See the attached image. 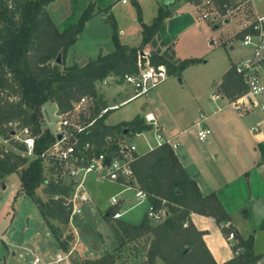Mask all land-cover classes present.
Listing matches in <instances>:
<instances>
[{"label":"trees","instance_id":"16d2710c","mask_svg":"<svg viewBox=\"0 0 264 264\" xmlns=\"http://www.w3.org/2000/svg\"><path fill=\"white\" fill-rule=\"evenodd\" d=\"M55 0H0V138L9 141L11 147L0 145V178L19 174L20 193L33 200L50 232L60 241L62 236L52 222L69 223L70 209L66 205L74 191V184L62 180L47 181L45 163L58 171L61 164L50 158H42L56 143V136L45 126L43 107L55 103L61 114L67 113L73 103L84 96L93 97L96 106L91 118L96 117L105 102L99 96L98 84L110 75L122 79L126 74H136L146 63L154 67L164 66L167 76L180 77L182 72L199 60H181L173 46L161 39L160 32L166 21L174 16L170 5L159 8L158 15L150 24L142 23L143 42L138 48L121 43L119 29L113 16L106 20L113 29L112 40L115 51L97 58L74 60L67 66L66 60L87 22L98 13L89 5L76 24L60 31L47 7ZM199 5L203 0H187ZM232 0H215L216 5L228 6ZM254 33L253 28L240 32L242 37ZM150 46L154 54L145 58L140 51ZM60 59V63H58ZM121 82V81H119ZM220 95L234 101L246 93L243 77L233 64L223 76ZM109 114L98 119L86 133L80 135L81 143H90L95 154H105L107 162L119 155L115 143L106 138L115 133L132 137L149 131L151 127L141 116L117 125L105 123ZM29 128L36 137L34 155H26V147L19 138L20 132ZM20 131V132H19ZM15 132V135H12ZM132 169L137 183L156 211L166 209V217L155 222L147 213L138 224L125 220H114V208H109L105 219L114 222L111 226L114 245L118 248L149 237L145 249L136 251L133 259L139 264H218L203 237L195 226L191 214L211 217L220 225L231 222L216 193L203 195L197 182L187 173L173 148L164 144L145 154H136ZM55 173V172H54ZM45 186L50 200L42 201L37 190ZM111 223V222H110ZM228 239L234 232L238 241L232 246L234 258L224 264H251L260 256L253 253V238L244 240L230 225L222 228ZM65 248V247H64ZM240 253H236L237 249ZM139 258V259H137ZM119 257L108 251L95 259H86L82 264H117Z\"/></svg>","mask_w":264,"mask_h":264},{"label":"rangeland","instance_id":"374dc122","mask_svg":"<svg viewBox=\"0 0 264 264\" xmlns=\"http://www.w3.org/2000/svg\"><path fill=\"white\" fill-rule=\"evenodd\" d=\"M172 1L131 0L128 5L117 4L113 10L114 14L120 20L121 27L127 32L126 36H119V39L122 42L139 46L142 42V23L150 25L158 15L159 8H165ZM202 2L199 4L201 7ZM213 2L215 8H208L207 11L213 12L215 15L212 16L211 14L209 20H200L201 25L191 27L180 35L175 45L180 58L199 60V62L184 70L180 77H168L154 88H151L147 96L130 101L120 106L118 110L112 111L109 123L129 120L134 114H144L150 110L157 116L159 122L164 124V131L167 132L169 128H173L172 120L168 116L169 113L172 118L174 113L177 116L188 117L194 121L200 118L202 107L209 110H206V112L212 113L217 105H221L223 99L218 96V94L220 95L218 86L221 84L223 76L232 62L242 60L248 56V53L244 55L241 53L242 51L246 52L242 44L243 37L240 34L243 19L248 17L250 21H253L256 14L253 1L232 0L227 7L221 6V4L216 5L215 0ZM115 3L116 0H55L47 7V11L58 29L63 31L67 27L76 24L89 5H93L94 12H99V10L110 8ZM258 3L264 7V0H258ZM169 9L179 13H187L192 7L186 0H175L174 4H170ZM141 53H144V55H141ZM149 53L145 50V47L140 51L141 57L145 58L150 56ZM82 59L83 57H79L74 60L81 62ZM100 86L99 84L98 89H100ZM110 86H113V84ZM99 96L101 97L100 94ZM213 96H217V99L214 100ZM117 102L120 103L121 101ZM109 103L112 104L113 102L109 100ZM42 112L45 119L48 113L51 120L50 123L46 121L45 126L51 130L55 125L54 129H56L58 120L55 116V106L47 104ZM91 112L92 108H89L85 117L91 116ZM249 121H254V117L249 118ZM154 136V132H150L145 138L151 141ZM210 136L207 142L201 143L197 138V128H192L186 131L183 139H186L191 145L194 144L197 148L206 149L208 153L213 154V147L208 145L209 142H212V135ZM145 138H140V140ZM130 140L132 141L129 138L128 142H131ZM179 141L181 142V139ZM177 142V139L171 140L173 145H177ZM0 145L6 148L11 147L10 142L2 138H0ZM11 149L13 148L11 147ZM178 151L181 152L182 148ZM54 172L51 170V163L47 161L45 163L47 181L62 180L67 184L73 183L62 169ZM19 188V174L0 178L1 264H23L22 259L32 253L38 255L44 252L66 254L73 249L74 253L71 255L70 263L62 262L58 264H82L86 259H91L90 257L97 258L108 251L115 252L119 257L117 264H139V260L133 259V256L137 250L145 249L150 238L144 237L119 248L117 244L113 246L110 226L114 222H112L113 220L108 222L105 219L112 198H119L118 194L121 188L118 185L100 181L94 174H89L85 180V190L91 197V204L85 207L84 214L74 219L73 226L70 223L52 222L58 227L62 236L60 241L56 240L55 236L50 233L33 200L19 193ZM36 195L44 202L49 201L51 198L50 195L45 193L44 185L37 190ZM124 197L127 200L125 205H122V212H126L138 202L133 192L126 193ZM148 208V203L144 202L125 214L123 220L140 223ZM252 210L251 205L244 207L233 218L231 217V223L238 228L243 236L247 238L253 236L255 238L254 252L264 254V221L261 217L259 219L255 213L252 214ZM162 211L166 212V209ZM226 243L228 249L232 251L234 242L229 241Z\"/></svg>","mask_w":264,"mask_h":264},{"label":"crops","instance_id":"0c3cea01","mask_svg":"<svg viewBox=\"0 0 264 264\" xmlns=\"http://www.w3.org/2000/svg\"><path fill=\"white\" fill-rule=\"evenodd\" d=\"M174 3L175 0H173L170 4ZM189 3L191 4L192 9L188 10L187 13H179L178 11H174V16L166 21L164 28L160 32L161 39L168 45L173 46L176 52V56L181 60L184 59L180 58L178 55L179 52L175 48L176 41L179 39L180 35L184 34L191 27H199L201 25V22L198 19L197 15V6L192 4L191 2ZM117 4H121L119 0H116V3L113 4V6H111L110 8H106L103 10H99V12H96L98 14L95 15L89 22H87L83 32L78 38L77 43L69 50L67 57V66H71L74 59H77L79 57L95 59L101 52L103 54H108L115 51V46L112 40L113 29L111 27V24L107 22L106 18L110 14L113 16L117 23L120 37H124L127 34V32L121 27L120 20L114 14L113 10ZM253 6L255 14L260 17H264V7L262 5H259L258 0H254ZM142 30L143 29L141 27V36L143 42ZM120 41L122 44L132 48H138L142 45V42H140L139 46H134L130 43L122 42L121 39ZM245 49L246 52L242 51L241 53L242 55L248 53V56L244 58L247 59L251 55V49ZM145 50L150 52V56L154 54V50L149 45L145 46ZM242 60L240 59L239 61L232 62L230 68L233 63H239ZM229 69L227 70V72L229 71ZM262 82L264 84V70L262 71ZM111 84H113V86H110ZM100 85L101 86L100 89H98V92L101 95L102 100L105 102V107L120 105L133 95L132 88L130 86L121 84L118 80L109 81L107 85H102L100 83ZM220 85L218 86V88L220 87ZM218 96L223 99L221 105H217V108L212 113L206 112V110H209L202 107L200 118L194 121L188 117H182L180 115L177 116L174 113V117L172 118L169 113L168 116L170 120H172L173 128H169L167 132L164 131V124L160 123L157 119V116H155L160 125L163 139L170 142V145L173 147L177 156L180 158L187 173L197 182L203 195L207 196L209 194L216 193L226 212L232 218L244 207L251 205L253 209L251 211L252 214L255 213V215L259 219L261 217V219L264 221L263 114L257 108L253 109L250 113L242 114L234 108V106L231 104V100L229 101V99L223 95L218 94ZM109 100H111L113 103L110 104ZM117 101L121 102L119 103ZM48 104L55 106V116L57 118L59 113L58 106L55 103ZM45 106L43 108H45ZM111 112L112 111L108 113V118L105 121V123L110 126L117 125L122 122L132 121L138 115L144 117L146 114L153 113L152 111L148 110L144 114H134V116L129 120H122L117 123H109ZM251 117H254V121L252 122L249 121V118ZM46 121L47 123H50L51 121L48 113L46 115ZM257 127L259 128V131L253 132L252 129ZM54 128L55 125L53 128H51V130L55 131ZM192 128H197V138L198 133L202 128L211 129L212 142H209L208 145L209 147H213V154L208 153L206 149L197 148L194 144L191 145L186 139H183L186 131ZM209 138L205 142H207ZM172 139H177L178 144L172 145ZM179 139H181V142L179 141ZM131 142L137 146L139 154H145L148 152L146 141L140 140V138H134ZM149 143L155 145L156 138L153 137V140L149 141ZM180 148H182L181 152L178 151ZM88 175L82 177L84 185L86 177ZM106 182L118 185L121 188V191L118 194L119 198L121 199V206L123 204L125 205L126 203L127 199L124 197L126 193L133 192L136 199L134 190H127V188L121 183L111 181ZM146 203H148L149 205V201H146ZM139 205L140 204H138L137 202V204L131 206L126 212H124V215ZM110 208H113L112 205L110 206ZM191 219L198 230L204 233L203 239L218 264H224L233 259L235 256L233 250L230 251L226 245V242H229V240L223 234V227L232 225L235 228L236 232L244 240L249 239V237L247 238L243 236L238 228L231 222L220 226L215 221V219L196 213L191 214ZM3 226L4 225L2 224V227ZM250 238L254 237L250 236ZM253 240L255 243V238ZM70 253L71 255H73L74 249L70 251ZM253 253L255 256H260V258L264 257V254L262 253L254 252V244ZM56 254H58V252L55 254H53V252H44L41 255L32 253L30 256L23 258L22 262L23 264H26L32 256H39L43 259L45 264H58L52 262ZM90 258L95 259V257ZM1 260L2 258H0V264ZM69 261L70 260L64 262L70 263ZM160 263H162V261H159V264Z\"/></svg>","mask_w":264,"mask_h":264},{"label":"built area","instance_id":"2783aa9c","mask_svg":"<svg viewBox=\"0 0 264 264\" xmlns=\"http://www.w3.org/2000/svg\"><path fill=\"white\" fill-rule=\"evenodd\" d=\"M130 1L119 0L123 5L129 4ZM248 1L254 2V0ZM214 6L213 0H204L202 7L197 5L198 19L206 21L211 18V14L214 16L213 12L207 11L208 8L214 9ZM248 28H253L254 33L245 35L242 39V44L245 48L251 49V55L249 58L235 64L236 72L243 77L247 90L245 94L232 101L231 104L242 114L250 113L253 109L257 108L262 112L264 117V84L262 82V71L264 70V17L256 15L253 21H250L248 17L243 19L241 31ZM167 78L164 66L154 67L149 63H146L138 73L126 74L122 79L110 75L101 83L102 85H107L109 81L118 80L121 81V84L132 88L133 95L125 102L120 105L101 108L99 114L91 118V116L85 117V114L89 108L93 109L96 106V99L84 96L73 103L70 111L58 115L56 129L52 131L56 136V143L48 152L42 155V158H50L59 162L62 165V170L74 184V191L66 204L71 211L69 216L71 226H73L74 219L81 217L84 214V208L91 204V197L85 190L82 178L88 174H94L98 180L121 183L127 190H134L138 204L148 201V196L140 189L132 169L135 155L139 154V151L134 143L128 142V139L145 138L148 133L154 132V137L156 138L155 145L150 144L146 138L144 139L147 143L148 152L164 144L170 145L168 140L163 139L160 125L153 113L146 114L143 117L146 124L151 127L149 131L137 133L132 137H125L114 132L113 135L106 138L107 143H115L118 147L119 155L112 156L110 162H107L105 154H95L93 152L94 148L90 143H81L79 136L86 133L98 119L110 111H114L130 101L147 96L151 88H154ZM213 99H217V96H213ZM252 130L253 132H258L259 128H253ZM211 134V129L202 128L198 133L199 141L205 142ZM58 135L62 136L61 140H57ZM19 138L27 149L26 155L32 157L36 146V137L32 131L29 128L22 129ZM111 205L114 209L117 208L112 218L114 220L122 219L124 212L121 211V199L112 198ZM147 215L150 220L160 222L166 217V212L162 210L156 211L149 204ZM228 240L233 241L234 245L238 244L234 232L229 234ZM240 252L241 249H237L236 253ZM70 258V252L66 254L58 253L52 262L62 263L70 260ZM27 264H45V262L39 256H32ZM251 264H264V257L259 258Z\"/></svg>","mask_w":264,"mask_h":264},{"label":"water","instance_id":"95a60500","mask_svg":"<svg viewBox=\"0 0 264 264\" xmlns=\"http://www.w3.org/2000/svg\"><path fill=\"white\" fill-rule=\"evenodd\" d=\"M141 55H144V53H141ZM57 62L60 63V59H58ZM58 115H60V113H58ZM12 135H15V132H13ZM61 139H62V136H61V135H58V136H57V140H61Z\"/></svg>","mask_w":264,"mask_h":264}]
</instances>
